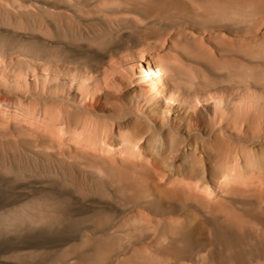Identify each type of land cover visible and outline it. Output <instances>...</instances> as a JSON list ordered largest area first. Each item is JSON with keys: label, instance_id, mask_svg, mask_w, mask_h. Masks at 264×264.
<instances>
[{"label": "rangeland", "instance_id": "1", "mask_svg": "<svg viewBox=\"0 0 264 264\" xmlns=\"http://www.w3.org/2000/svg\"><path fill=\"white\" fill-rule=\"evenodd\" d=\"M0 264H264V0H0Z\"/></svg>", "mask_w": 264, "mask_h": 264}, {"label": "bare ground", "instance_id": "2", "mask_svg": "<svg viewBox=\"0 0 264 264\" xmlns=\"http://www.w3.org/2000/svg\"><path fill=\"white\" fill-rule=\"evenodd\" d=\"M7 62L10 64L19 65L21 67L22 64H24L25 68H27V64L35 66V67H41L44 65V63L37 59H31L29 62H27L26 58L22 55H16L13 58H8ZM138 70L139 80L140 82L144 81L146 83L145 88L135 85L134 87L124 88L125 93L124 96L128 101L130 102V105H136L137 99L141 98L142 96L146 95L143 99V102L145 104L150 105L147 109H155V107L161 106L162 102L164 103L163 108H169L173 111H175L172 108H177L178 106H182L184 103L183 98L181 97V94L175 90V87H168L169 82L166 79L165 69L164 65L160 63L159 61H155L154 59L147 57L143 60H141V65ZM59 72L63 74H69L70 72L73 73H83L85 76L87 74L93 75L94 73L91 72L86 66L83 64H75L74 66L71 65H58L56 67V70L51 72L54 76H52V81L58 82L57 77L55 75H58ZM52 71V70H51ZM4 74L8 76H14L13 70L11 68H8L6 71L3 72ZM84 76V77H85ZM97 77V76H96ZM61 82V81H60ZM59 82V83H60ZM56 84V83H55ZM118 84L125 87V83L119 79ZM59 86H65L64 82L62 81L60 84H56ZM52 89V92L56 93V86L50 87ZM168 90L170 93L169 95H175L176 98L174 100L169 99L165 100L164 97V91ZM51 91V90H50ZM149 93V94H148ZM180 97V98H179ZM211 102V101H210ZM152 103V104H151ZM139 104V103H138ZM166 110V109H165Z\"/></svg>", "mask_w": 264, "mask_h": 264}]
</instances>
